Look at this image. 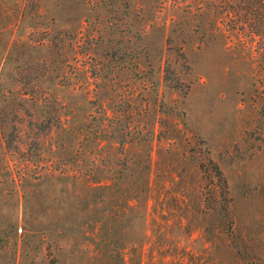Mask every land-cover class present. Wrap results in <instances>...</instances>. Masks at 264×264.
Wrapping results in <instances>:
<instances>
[{
	"label": "rangeland",
	"instance_id": "374dc122",
	"mask_svg": "<svg viewBox=\"0 0 264 264\" xmlns=\"http://www.w3.org/2000/svg\"><path fill=\"white\" fill-rule=\"evenodd\" d=\"M233 5L0 0V264H244L213 165L264 264V36Z\"/></svg>",
	"mask_w": 264,
	"mask_h": 264
},
{
	"label": "trees",
	"instance_id": "16d2710c",
	"mask_svg": "<svg viewBox=\"0 0 264 264\" xmlns=\"http://www.w3.org/2000/svg\"><path fill=\"white\" fill-rule=\"evenodd\" d=\"M232 5L231 9L235 13L243 12L244 14H239V18L243 19L241 22V27L250 28L253 30L252 33L255 35L264 36V0H230ZM51 120V119H50ZM202 173H207L204 165H200ZM213 179L217 181V184L212 188L211 195L215 200H213L214 205L212 211L219 215L218 223L219 229L223 230L225 235L229 238L232 248L236 251L237 255L243 260L244 264H258L252 262L253 254L248 252L247 246L242 242L236 233L234 218L232 215V199L230 198V188L226 177L223 175L222 170L218 165H213L212 168ZM109 174V173H107ZM104 190H109L110 186L101 187ZM106 191L98 196L99 200H106ZM219 199V200H218ZM222 215V216H221ZM261 259V258H259Z\"/></svg>",
	"mask_w": 264,
	"mask_h": 264
}]
</instances>
